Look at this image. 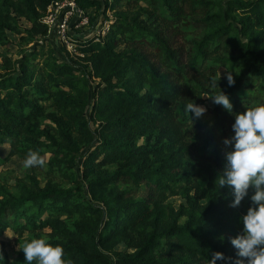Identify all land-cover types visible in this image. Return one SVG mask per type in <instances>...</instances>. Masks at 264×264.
Segmentation results:
<instances>
[{"label": "trees", "instance_id": "trees-1", "mask_svg": "<svg viewBox=\"0 0 264 264\" xmlns=\"http://www.w3.org/2000/svg\"><path fill=\"white\" fill-rule=\"evenodd\" d=\"M61 1L0 0V47L14 45L8 32L23 46L17 60L0 53V145L44 161L41 177L1 180L0 264H26L33 238L62 246L71 264L235 258L230 238L250 200L230 207L217 179L235 115L264 104V0H74L110 26L76 39L73 56L36 45ZM216 82L231 113L211 100ZM191 102L212 107L193 120ZM6 231L19 240L12 258Z\"/></svg>", "mask_w": 264, "mask_h": 264}, {"label": "clouds", "instance_id": "clouds-1", "mask_svg": "<svg viewBox=\"0 0 264 264\" xmlns=\"http://www.w3.org/2000/svg\"><path fill=\"white\" fill-rule=\"evenodd\" d=\"M225 78L228 86L234 85L230 72L225 73ZM213 86L219 92L212 96V102L231 113L229 97L218 87V82ZM186 111L192 113V119L195 120L206 112V108L191 102L186 105ZM231 127L234 134L222 141L229 150L224 153L225 164L217 182L219 187L228 186L232 189L230 207H238L245 198L250 200V206L246 214L240 217L241 232L230 238L236 250L235 258L214 252L208 264H216L217 261H223L224 264H264V104L236 114ZM43 164V159L36 152H29L24 160L25 167ZM21 250L26 264H33V261L36 264H71V261L63 259L62 246H53L43 238L31 239Z\"/></svg>", "mask_w": 264, "mask_h": 264}, {"label": "rangeland", "instance_id": "rangeland-1", "mask_svg": "<svg viewBox=\"0 0 264 264\" xmlns=\"http://www.w3.org/2000/svg\"><path fill=\"white\" fill-rule=\"evenodd\" d=\"M94 12V11H93ZM90 11L89 15L94 16V13ZM110 14H107V20H104L102 16L97 18L94 22L89 21V25L86 27H82L81 31L78 32L82 34L83 37H91L101 31L104 28V24L109 21ZM19 25L21 26V30L24 28H28L29 25L26 23L24 19H20ZM8 36L14 41V45H11L7 50L5 48L0 47V53L4 55H8L12 60L19 59V56L22 52L23 46L21 44V40L19 36L8 32ZM1 59H0V67H1ZM220 75H224L223 71L219 72ZM212 107L211 104L207 103L204 108ZM0 159L6 160L3 165L0 167V183L2 179L6 181H10V184H14L13 178L15 177H23L26 174H31L33 172L37 173L38 176L41 175L40 168L38 166L33 167H25L23 158L19 155H11V148L7 144V142L0 145ZM41 177V176H39ZM170 203H172L175 208H177L180 204V200L176 198H171ZM28 234H24L23 239L27 238ZM2 241H4L6 245V250L8 255L12 258L14 253L19 250V243L17 235L13 234L11 231H6L2 237ZM116 251L120 252H128L131 253L132 250H128L124 245H119L115 248Z\"/></svg>", "mask_w": 264, "mask_h": 264}, {"label": "built area", "instance_id": "built-area-1", "mask_svg": "<svg viewBox=\"0 0 264 264\" xmlns=\"http://www.w3.org/2000/svg\"><path fill=\"white\" fill-rule=\"evenodd\" d=\"M89 21L88 13L81 9L74 0L53 3L47 8L41 19L42 24L46 27V36L44 39H40L36 45L48 44L56 49L63 48L69 55L73 56L76 53V39L103 37L109 30L110 22H106L99 33L88 38L83 37L78 32L81 31L82 27L88 26Z\"/></svg>", "mask_w": 264, "mask_h": 264}]
</instances>
